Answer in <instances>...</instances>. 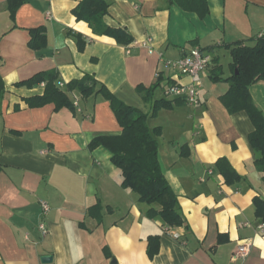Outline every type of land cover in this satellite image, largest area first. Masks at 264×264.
Segmentation results:
<instances>
[{
	"label": "crops",
	"instance_id": "0c3cea01",
	"mask_svg": "<svg viewBox=\"0 0 264 264\" xmlns=\"http://www.w3.org/2000/svg\"><path fill=\"white\" fill-rule=\"evenodd\" d=\"M80 1L25 0L11 17L8 0H0V75L6 84L0 107V264H264V212L258 215L254 202L264 203V171L249 140L254 124L244 110L229 112L221 100L229 82L210 76L216 64L224 77L231 74L230 62L227 69L221 62V52L230 54L226 43L252 45L264 34V0H208L206 17L170 0H111L104 22L126 28L134 38L128 45L77 20L72 10ZM39 26L48 43L35 50L30 29ZM195 43L214 46L204 50L217 55L201 74L199 104L166 96L170 83L189 85L192 79L165 67L161 57L178 59ZM50 70L65 82L61 88L92 75L145 113H153L156 99L172 102L148 122L162 127L159 159L178 194L183 224L149 217V204L122 186L111 151L90 148L98 136L122 133L109 99L74 91L69 96L78 103L75 111L27 104L24 98L43 94L44 84H14ZM140 85L152 89L151 98ZM249 91L264 113V80ZM220 157L243 176L240 182L226 183L215 166ZM42 200L51 206L42 217L46 235L39 228ZM245 239L253 244L249 255L235 258ZM151 244L159 245L152 257Z\"/></svg>",
	"mask_w": 264,
	"mask_h": 264
},
{
	"label": "trees",
	"instance_id": "16d2710c",
	"mask_svg": "<svg viewBox=\"0 0 264 264\" xmlns=\"http://www.w3.org/2000/svg\"><path fill=\"white\" fill-rule=\"evenodd\" d=\"M25 0H8V7L11 17L15 16L17 8ZM182 9L197 12L201 17H206L209 12L208 0H170ZM111 0H81L72 10L77 20L87 22L93 32L99 35H108L116 39L123 45H128L134 41L132 34L123 27H113L106 25L104 16L108 13ZM30 45L33 49L39 50L48 43L45 27L39 26L30 29ZM79 49L84 48V41L78 39ZM215 51L214 46L201 48ZM231 55L230 68L231 74L224 77L222 67L216 64L211 69V78L215 81L224 80L229 82L228 91L221 96V100L229 112L246 111L249 114L254 130L249 135V140L253 149L259 153L256 159L257 167L264 171V113L254 102L249 87L261 80H264V34L255 38L254 44H248L244 40L226 43ZM217 60V55L213 58ZM58 74L53 71H41L28 79L16 82V87H33L44 83L45 90L41 95H33L24 98L31 107H40L48 103H54L56 108L69 107L76 110L74 102L69 96V92H78L84 97L92 94H102L110 100L113 111L122 127V133L118 135H102L94 138L89 146L95 148L105 146L108 148L113 163L121 170L122 186L131 189L139 195V199L149 204L147 215L149 217H161L163 221L171 226L181 225L184 222L183 214L179 206L178 194L170 185L159 159V140L162 134V127L149 125V117L156 116L161 108H171L172 102L165 98L155 100L153 113H145L138 107L129 105L118 99L102 82L94 76L85 74L80 79L70 81L66 88L58 85ZM156 87V86H155ZM139 90L145 94L146 98H151L150 92L143 85ZM6 84L0 75V107ZM19 133L16 130H12ZM215 166L225 177L229 185H234L243 179L226 157H220ZM256 212L262 215L264 203L260 199H254ZM158 204L159 206H154ZM158 237H152V239ZM159 245L153 247L151 244L148 253L154 256L158 251Z\"/></svg>",
	"mask_w": 264,
	"mask_h": 264
},
{
	"label": "built area",
	"instance_id": "2783aa9c",
	"mask_svg": "<svg viewBox=\"0 0 264 264\" xmlns=\"http://www.w3.org/2000/svg\"><path fill=\"white\" fill-rule=\"evenodd\" d=\"M151 39L143 42L144 46H150ZM150 52H154L153 49H150ZM163 58V62L165 67L172 68L176 71V73L185 74L191 77L192 83L189 85H181L179 83L173 82L170 83L166 89L165 94L167 97H180L185 98L192 104L200 103V89H201V74L204 72L212 63L213 55L205 50H201L198 47H193L189 49L185 54H183L178 59L171 58ZM44 84V83H43ZM58 85L63 87L65 82L62 80L58 81ZM74 105L77 106V101L74 102ZM41 211L39 221V228L42 231L43 235H46L48 232L46 221L42 219L45 217L51 209L50 204L42 200L40 202ZM259 229L262 233H264V221L259 225ZM252 241L250 239L242 240V242L238 245L237 250L234 253L235 258H245L249 255Z\"/></svg>",
	"mask_w": 264,
	"mask_h": 264
},
{
	"label": "rangeland",
	"instance_id": "374dc122",
	"mask_svg": "<svg viewBox=\"0 0 264 264\" xmlns=\"http://www.w3.org/2000/svg\"><path fill=\"white\" fill-rule=\"evenodd\" d=\"M231 61L230 54L227 51L221 52V62L223 63L224 67L228 68V63Z\"/></svg>",
	"mask_w": 264,
	"mask_h": 264
},
{
	"label": "water",
	"instance_id": "95a60500",
	"mask_svg": "<svg viewBox=\"0 0 264 264\" xmlns=\"http://www.w3.org/2000/svg\"><path fill=\"white\" fill-rule=\"evenodd\" d=\"M44 260H45V261H50L51 258H49V257H45Z\"/></svg>",
	"mask_w": 264,
	"mask_h": 264
}]
</instances>
